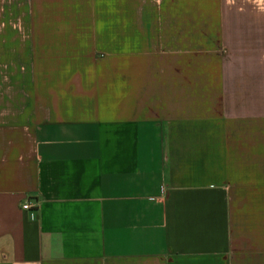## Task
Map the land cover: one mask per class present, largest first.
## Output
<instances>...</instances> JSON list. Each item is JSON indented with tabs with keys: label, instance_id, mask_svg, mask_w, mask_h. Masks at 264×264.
I'll use <instances>...</instances> for the list:
<instances>
[{
	"label": "crops",
	"instance_id": "obj_1",
	"mask_svg": "<svg viewBox=\"0 0 264 264\" xmlns=\"http://www.w3.org/2000/svg\"><path fill=\"white\" fill-rule=\"evenodd\" d=\"M235 1L0 0V264H264V18Z\"/></svg>",
	"mask_w": 264,
	"mask_h": 264
},
{
	"label": "rangeland",
	"instance_id": "obj_2",
	"mask_svg": "<svg viewBox=\"0 0 264 264\" xmlns=\"http://www.w3.org/2000/svg\"><path fill=\"white\" fill-rule=\"evenodd\" d=\"M239 1L243 2L245 5L246 4L249 5V7L253 11H256L258 15L264 18V0H239Z\"/></svg>",
	"mask_w": 264,
	"mask_h": 264
},
{
	"label": "built area",
	"instance_id": "obj_3",
	"mask_svg": "<svg viewBox=\"0 0 264 264\" xmlns=\"http://www.w3.org/2000/svg\"><path fill=\"white\" fill-rule=\"evenodd\" d=\"M30 196H33V194L32 193H29L28 194V198H26L25 200L22 201V203H21V208L22 209H24V210H30L32 208V205H31L30 199H29Z\"/></svg>",
	"mask_w": 264,
	"mask_h": 264
}]
</instances>
